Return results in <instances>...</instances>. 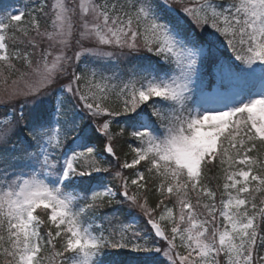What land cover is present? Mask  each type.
Wrapping results in <instances>:
<instances>
[{
	"label": "snow or ice",
	"instance_id": "snow-or-ice-1",
	"mask_svg": "<svg viewBox=\"0 0 264 264\" xmlns=\"http://www.w3.org/2000/svg\"><path fill=\"white\" fill-rule=\"evenodd\" d=\"M0 264H264V0H0Z\"/></svg>",
	"mask_w": 264,
	"mask_h": 264
}]
</instances>
